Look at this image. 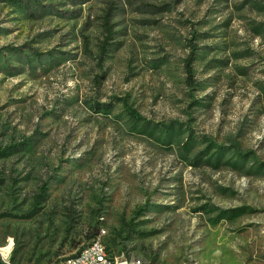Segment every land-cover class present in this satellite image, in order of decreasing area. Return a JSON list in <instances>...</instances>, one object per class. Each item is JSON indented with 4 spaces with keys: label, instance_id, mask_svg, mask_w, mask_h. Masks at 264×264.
Segmentation results:
<instances>
[{
    "label": "rangeland",
    "instance_id": "rangeland-1",
    "mask_svg": "<svg viewBox=\"0 0 264 264\" xmlns=\"http://www.w3.org/2000/svg\"><path fill=\"white\" fill-rule=\"evenodd\" d=\"M18 1L0 0V148L27 137L32 147L0 156V242H18L28 264L40 254L38 264H60L98 228L129 260L264 264V174L190 163L130 129L117 100L111 113L90 107L128 96L144 119L189 127V157L214 141L264 161V31L254 27L264 0ZM108 6L117 44L100 59ZM188 40L200 45L192 86ZM242 206L251 210L213 223Z\"/></svg>",
    "mask_w": 264,
    "mask_h": 264
},
{
    "label": "trees",
    "instance_id": "trees-1",
    "mask_svg": "<svg viewBox=\"0 0 264 264\" xmlns=\"http://www.w3.org/2000/svg\"><path fill=\"white\" fill-rule=\"evenodd\" d=\"M8 1L19 2L18 0H8ZM260 7L264 8V4H260ZM110 14H111V11H110V7L108 6L104 10L102 14V18H101V24L105 31V36L98 44V51H99L98 56L100 59L103 58V56L108 55L109 49L111 47H115V44H117V42L115 41H109V38L114 37V33H115V31H113L111 28ZM254 27L257 30V33L263 32L264 22L260 21L258 24L254 25ZM198 35L200 36L201 34L198 33ZM193 38H197V37L194 35ZM187 42L189 46V51L186 55V58L184 59V70L186 72L185 82L188 85L192 86L194 84L193 77H192L193 76L192 64L197 58L198 49L200 48V45L197 44V41L188 40ZM14 49L16 48L14 47ZM261 88H262L263 102H264V83L262 84ZM113 100L115 101L117 100V102L119 103L118 106L120 108V112L118 114L125 116L130 129L134 130L135 132L141 133V134H146L150 136L151 138L159 141L161 144H164V146H171L172 144H176L181 149V151L185 155V158L190 163L206 164L214 168H218L221 166H228L236 171L243 172L245 175H263L264 174V161L258 160L256 156L254 155L253 151L251 150L242 151V149L237 143H231L229 145H225V144L217 143L214 141H209L208 144H206L204 149H201L194 156L189 157L190 153L192 152L197 142V138L193 135L192 132L186 133L189 127L182 128L183 124L177 123L176 121H173V120H171L168 123L157 124V123H153L151 121L144 119V117L132 106V104L128 102V96L112 97V100L110 102L96 101V102H93L92 105H90V107L95 112H101L104 114L111 113L112 110L115 109V107L113 108L112 106ZM192 104L200 106V107L206 105V103L202 102L199 99H194L192 101ZM202 138H205V137H202ZM31 140H32V137H27V138H24L22 141H20L18 144L8 145L3 149L0 148V156L9 155L17 150L31 149L32 147ZM229 152L231 153L229 156H227ZM48 189H49V183L47 181L43 184L39 193L36 195L35 204H38L46 200ZM35 204L33 206V210L31 212H28L22 215V217H29L30 215H32V213L35 212L37 208H39ZM203 207L205 208V211L217 210L215 207L208 208L207 205H204ZM141 210H142V207H138L137 210H134L132 217L140 213ZM218 210L219 211L216 213V215L212 217V221L214 224L217 223L222 218L233 219L234 217L244 214L247 211H250L251 209L248 207L242 206L238 208L218 209ZM5 215L8 216L9 213L5 212ZM133 225H134V222L132 218L129 221H123L122 228L126 234L124 238H127V239L130 238L131 233L135 232ZM98 233H99V229L96 228L95 232L89 235L90 239L86 244L88 245L91 239L96 237ZM105 236L102 237L103 245L105 244L104 248L110 254H116L115 249L113 247L116 244L115 238L108 237L105 240ZM86 244L80 246L75 251L84 247ZM65 257L62 259V261L65 259ZM36 258L37 259L34 262V264H38L40 259L42 260L43 254H40ZM31 260L32 258H26V253L24 251H21V247L17 242L15 244V247L13 248V252L11 255L12 264H28V262ZM49 261L50 259L46 261L45 264H48Z\"/></svg>",
    "mask_w": 264,
    "mask_h": 264
},
{
    "label": "built area",
    "instance_id": "built-area-1",
    "mask_svg": "<svg viewBox=\"0 0 264 264\" xmlns=\"http://www.w3.org/2000/svg\"><path fill=\"white\" fill-rule=\"evenodd\" d=\"M14 248L12 238H8L5 242L0 243V264H12L11 255ZM76 252V259L73 261H66L65 259L61 264H108L104 259V255L100 254V241L95 237V245H85ZM120 258V255L115 254ZM121 264L125 262L121 261Z\"/></svg>",
    "mask_w": 264,
    "mask_h": 264
},
{
    "label": "bare ground",
    "instance_id": "bare-ground-1",
    "mask_svg": "<svg viewBox=\"0 0 264 264\" xmlns=\"http://www.w3.org/2000/svg\"><path fill=\"white\" fill-rule=\"evenodd\" d=\"M103 233H105V231H102ZM98 241H100V254L104 255V259L107 260L108 264H121V261L125 262V264H149L146 263L145 261L141 260V259H133V260H129L127 259L125 256L120 255V258L114 254H110L109 252L106 251V249L104 248L103 245V241L101 238H97ZM88 245H95V239L91 241V243H89ZM76 259V252L72 255H70L66 261H73Z\"/></svg>",
    "mask_w": 264,
    "mask_h": 264
}]
</instances>
